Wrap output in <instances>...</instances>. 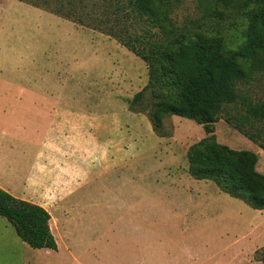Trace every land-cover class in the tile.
I'll use <instances>...</instances> for the list:
<instances>
[{"label":"rangeland","instance_id":"obj_1","mask_svg":"<svg viewBox=\"0 0 264 264\" xmlns=\"http://www.w3.org/2000/svg\"><path fill=\"white\" fill-rule=\"evenodd\" d=\"M213 8L212 0H180L174 17L179 26H197L207 17L204 30L221 31L230 43L241 41L245 21L215 17ZM148 82L147 64L109 36L17 0H0V106L23 110L17 123H11L15 113L0 112V155L21 161L25 149L34 148L31 157L38 151L37 137L21 123L30 121L32 104L91 110L99 103L103 110L124 111L126 105L131 111V101ZM239 89L251 103L263 102L264 70ZM141 115L145 123L134 126V140L143 153L121 169L117 181L109 175L100 191L87 187L82 208L68 225L78 250L93 244L105 253L47 254L24 243L15 226L0 217V264H78L76 259L84 264H264V210L189 174L187 153L207 137L204 127L172 116L164 121L162 137L148 114ZM212 127L220 144L258 154L257 169L264 174V150L230 125L226 114ZM5 138L18 140L11 144ZM117 216L118 229H111Z\"/></svg>","mask_w":264,"mask_h":264},{"label":"trees","instance_id":"obj_2","mask_svg":"<svg viewBox=\"0 0 264 264\" xmlns=\"http://www.w3.org/2000/svg\"><path fill=\"white\" fill-rule=\"evenodd\" d=\"M17 1L107 35L141 58L149 82L131 101V111L148 114L162 137L168 117L203 126L207 137L187 153L191 177L212 181L232 198L264 210L258 154L220 144L212 127L226 114L230 125L264 150V101L251 103L239 89L264 70V0H212L215 17L245 21L237 43L221 31L204 30L207 17L197 26L177 25L174 14L180 0ZM0 217L31 248L58 250L45 208L0 188Z\"/></svg>","mask_w":264,"mask_h":264},{"label":"crops","instance_id":"obj_3","mask_svg":"<svg viewBox=\"0 0 264 264\" xmlns=\"http://www.w3.org/2000/svg\"><path fill=\"white\" fill-rule=\"evenodd\" d=\"M28 92L40 95L34 89ZM0 95L4 94L0 91ZM48 95L54 96L53 93H46L44 96ZM101 107L99 103L90 107L91 110L88 107L72 108L47 102L32 104L30 121L21 123L28 125L26 127L31 128L32 134L37 137L36 142L32 136L30 144L36 142L38 151L31 157L28 156L31 154L29 151L34 148L25 149L29 151L27 155L24 153L21 161H16L8 154L0 155V188L16 198L45 208L51 215L50 227L58 250L46 249L47 254L56 252L84 256L105 253L102 248L93 244L78 250L80 245L72 242L68 225L74 221V213L82 208L83 192L87 187L94 186L100 191L102 179L109 175H115L117 181L121 169L129 166L132 160L143 153L136 151L134 126L139 120L145 123L144 117L130 111L126 105L124 111L113 106L111 110H103ZM20 108L0 106V112H13L15 115H11L12 119H16ZM17 122L16 119L11 123ZM27 137L29 136L24 138L25 141ZM7 139L9 143H13L11 138H5ZM30 163L32 169L29 171ZM7 171L10 172L9 175ZM12 181L17 183L13 184ZM119 222L118 216L116 219L111 218V229L115 227L117 230ZM108 238L104 235L101 239L108 241ZM75 261L84 264L80 260Z\"/></svg>","mask_w":264,"mask_h":264}]
</instances>
